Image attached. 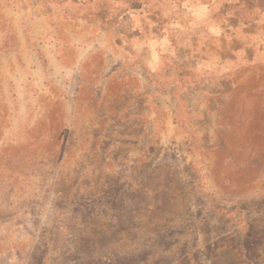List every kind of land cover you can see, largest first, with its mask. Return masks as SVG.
I'll return each mask as SVG.
<instances>
[{
	"label": "rangeland",
	"instance_id": "obj_1",
	"mask_svg": "<svg viewBox=\"0 0 264 264\" xmlns=\"http://www.w3.org/2000/svg\"><path fill=\"white\" fill-rule=\"evenodd\" d=\"M0 264H264V0H0Z\"/></svg>",
	"mask_w": 264,
	"mask_h": 264
}]
</instances>
